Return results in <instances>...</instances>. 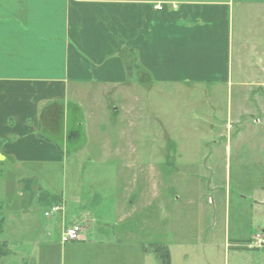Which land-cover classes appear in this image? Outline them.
I'll return each instance as SVG.
<instances>
[{"label":"rangeland","instance_id":"374dc122","mask_svg":"<svg viewBox=\"0 0 264 264\" xmlns=\"http://www.w3.org/2000/svg\"><path fill=\"white\" fill-rule=\"evenodd\" d=\"M139 74L112 95L73 91L89 126L83 155L0 163V241L34 264H160L156 245L173 264H264V250L245 244L264 230L254 203L264 195V85L168 90ZM78 216L87 240L64 242Z\"/></svg>","mask_w":264,"mask_h":264},{"label":"crops","instance_id":"0c3cea01","mask_svg":"<svg viewBox=\"0 0 264 264\" xmlns=\"http://www.w3.org/2000/svg\"><path fill=\"white\" fill-rule=\"evenodd\" d=\"M129 58L141 67L137 82L163 89L264 85V0H0V163L22 170L83 155L89 126L73 91L112 95L136 78ZM254 201L264 213V195ZM87 222L69 225L83 227L77 243ZM0 242L10 247L1 264H34Z\"/></svg>","mask_w":264,"mask_h":264},{"label":"trees","instance_id":"16d2710c","mask_svg":"<svg viewBox=\"0 0 264 264\" xmlns=\"http://www.w3.org/2000/svg\"><path fill=\"white\" fill-rule=\"evenodd\" d=\"M127 69L129 70V74H133V69H136V71H139L141 69L140 65L135 62V60H130ZM45 195L48 197H51V199H59L56 196H52L49 193L45 192ZM0 236L3 234L4 229H5V217L2 216V214L0 213ZM5 247H7L8 249V245H4ZM3 246V243L0 242V264L2 262V260L7 257V253L5 252V247ZM9 250V249H8ZM156 256V259L160 262V264H171V254H170V250L168 248V246H159L156 245L153 247V249H151Z\"/></svg>","mask_w":264,"mask_h":264},{"label":"built area","instance_id":"2783aa9c","mask_svg":"<svg viewBox=\"0 0 264 264\" xmlns=\"http://www.w3.org/2000/svg\"><path fill=\"white\" fill-rule=\"evenodd\" d=\"M159 10H162L163 7L159 6L158 7ZM60 210V206L59 207H54L53 208V212H59ZM46 217H50L51 213H46L45 214ZM82 226L81 225H73L69 228H67L66 230H64V234H63V240L64 242H78L81 241L82 238ZM249 248L251 249H255V250H264V232H260L257 233L253 236L252 242L250 243Z\"/></svg>","mask_w":264,"mask_h":264}]
</instances>
